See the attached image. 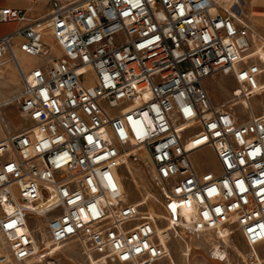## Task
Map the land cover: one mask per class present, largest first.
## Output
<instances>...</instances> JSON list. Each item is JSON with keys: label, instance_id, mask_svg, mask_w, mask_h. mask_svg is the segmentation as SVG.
<instances>
[{"label": "built area", "instance_id": "built-area-1", "mask_svg": "<svg viewBox=\"0 0 264 264\" xmlns=\"http://www.w3.org/2000/svg\"><path fill=\"white\" fill-rule=\"evenodd\" d=\"M220 1L53 0L40 18L0 9V23L23 24L0 37V67L15 64L21 80L0 101V264H60L55 248L69 243L91 262L161 264L155 206L190 235L229 228L264 244V113L234 109L264 92L263 69L249 16ZM218 74L237 82L233 106L210 95ZM206 149L214 169L193 159ZM129 163L158 192L152 210L125 197Z\"/></svg>", "mask_w": 264, "mask_h": 264}, {"label": "rangeland", "instance_id": "rangeland-1", "mask_svg": "<svg viewBox=\"0 0 264 264\" xmlns=\"http://www.w3.org/2000/svg\"><path fill=\"white\" fill-rule=\"evenodd\" d=\"M242 1L243 6L241 9L245 12V14L250 15V7L253 0ZM249 20L253 26L254 32L257 31L260 33L264 39V21L259 23L257 22L256 24L254 17L252 21L249 17ZM257 38L258 40H256V44L254 43L255 45L253 50L255 52L253 53V57L255 58L253 59L252 63L257 65L260 69H263V71H261V80L264 87V63L258 55L260 49L264 51V43H261L259 37ZM48 42L51 47L56 49V46L51 39H48ZM22 61L27 66H34L37 63L35 59L29 57L22 58ZM9 83L14 88L13 93L21 89L20 78H18L14 84L12 82ZM11 86H3L0 90H6L7 88H11ZM237 86V82L233 76H226L223 74L215 75L207 83V88L215 104L230 103L232 106L237 102L234 99V90L237 88ZM242 100H238V105H234V109L239 114H241L244 120H248L250 117L249 115L252 113L256 116L264 113V92L249 100L250 107L252 108H247L244 104H242ZM16 111L17 109L13 108V110L8 113V115L14 125H19L22 123V119L18 115H14L17 113ZM193 159L195 163L204 170L212 168L214 169L217 165L214 154L208 149L195 153L193 155ZM131 169L133 170V177L127 175L126 180L124 181L125 193L128 195V199L130 201L138 202L148 192L158 195L157 190L153 188L150 184V181L142 175V172L138 166H135V168L132 167ZM150 200H152V197L148 200V204L152 210L153 206L150 203ZM155 207L156 209H159L160 212H157V214L162 219L161 224H159L157 228L158 235L167 252L166 257L163 259L161 264H264V244L256 247V251L259 254L258 259L253 253V250L250 248V246H248L238 231H233L230 234L229 242H226V240L223 238H219L218 234L212 232L201 237H196L194 235L188 234L185 229H182L184 234H177L176 232L170 231V229L167 228V222L164 221L166 220L164 219L165 212L162 211L160 207ZM212 238L215 239L213 240ZM45 240L51 241L50 239L46 238V236ZM215 241L218 242V245L223 251L226 250V256H228L225 260H222V257L219 258L217 256L216 250H214L216 245L214 244ZM193 242L194 246L191 244ZM190 245L193 250L190 249ZM195 247H198V249ZM54 252H59L55 259L60 264H106L97 260H93L91 262V260L83 254L79 245L76 243L64 245L60 247L59 250H55ZM112 264L122 263L114 260Z\"/></svg>", "mask_w": 264, "mask_h": 264}, {"label": "crops", "instance_id": "crops-1", "mask_svg": "<svg viewBox=\"0 0 264 264\" xmlns=\"http://www.w3.org/2000/svg\"><path fill=\"white\" fill-rule=\"evenodd\" d=\"M52 1L53 0H0V9L1 8L22 9L28 12V16L30 18H40L47 15L50 12L52 8ZM250 8H251L250 9L251 14L248 16L251 18V21L253 20L254 17L256 24L257 22L258 23L263 22L264 0H253ZM21 25L23 24L18 22L0 23V37L14 33L18 28L21 27ZM255 35L259 36V38H261L264 41L263 37L257 31H255ZM18 54L20 61L22 62V64H24L22 58H27L28 56H26L20 51H18ZM13 66L16 67L15 64L13 63H7L0 67L1 68L0 89H2L1 87L3 86L4 87L11 86L9 82H12L14 84L18 80V78H20L18 71L16 70L17 67L14 69ZM20 84H21V80H20ZM13 91H14L13 86H11V88H7L6 90H0V101L10 97L9 95H12L16 92L15 91L13 93Z\"/></svg>", "mask_w": 264, "mask_h": 264}, {"label": "bare ground", "instance_id": "bare-ground-1", "mask_svg": "<svg viewBox=\"0 0 264 264\" xmlns=\"http://www.w3.org/2000/svg\"><path fill=\"white\" fill-rule=\"evenodd\" d=\"M221 2V5H222V7H224V8H226V9H228L230 12H232V13H234L237 17H242V15L240 14V13H238V9L239 8H241L242 6H243V1L242 0H221L220 1ZM238 6V7H237ZM254 37H255V40H254V43L256 44V40H258V38L257 37H259V36H256L255 35V32H254ZM259 40L261 41V43H264L263 42V40L261 39V38H259ZM254 44V45H255ZM255 52V51H254ZM258 55L260 56V59L262 60V62L264 63V51L262 50V49H260L259 50V52H258ZM26 66V68H29V67H31V66H27V65H25ZM14 67V66H13ZM16 67H14V69H15ZM1 69V68H0ZM17 70V69H16ZM18 71V70H17ZM12 72V71H11ZM15 75H16V73H15ZM14 75V76H15ZM17 79V78H16ZM6 97H8V96H6ZM10 97H11V95H10ZM10 97H8V98H10ZM8 98H6V99H4V100H7ZM241 102V101H240ZM242 104H246L247 105V108H249L250 107V101L247 99V98H245V99H243L242 100ZM238 105V104H237ZM129 167H130V169L132 168V165L129 163ZM124 185V184H123ZM124 187V190H125V185L123 186ZM125 197H127L128 198V195L126 194L125 195ZM152 197V199L155 197V195L154 194H152L151 192H148V193H146L145 195H144V197H142V199H140L138 202H143L144 201V203L146 204H148V200L150 199ZM192 211H189V210H187V209H184L183 211H182V217L180 218L181 220H183L184 218H187V219H190L191 218V216H192ZM159 216V215H158ZM159 218H160V216H159ZM164 219H168V216L165 214L164 215ZM159 225V224H158ZM157 228H158V226H157ZM167 228L168 229H170V231H174V232H176L177 234H184V232L182 231V230H180V229H178L177 227L175 228L174 227V225H172L171 224V222H167ZM233 232V230H231V229H229V228H227V229H224V230H221L219 233H218V236H219V238H223L224 240H226V242H229L230 241V234ZM234 232H236V231H234ZM206 235V234H205ZM213 239V238H212ZM215 239V238H214ZM213 239V240H214ZM49 241V240H48ZM45 241V244H46V246L47 247H49V248H53L54 249V247L55 246H53L52 245V243H51V241ZM189 244V243H188ZM193 246H194V242L193 243H191ZM214 244H216L215 245V249L214 250H216V254H217V256L219 257V258H221L222 257V260H225L226 258H227V256H226V254H227V252H226V250H222L221 249V247L218 245V242L217 241H215L214 242ZM257 246H255L254 248H251L252 250H253V253L257 256V258L259 259V254L257 253V248H256ZM196 249H198V247H195ZM235 248V247H234ZM60 249V247L58 246L57 248H55V250H59ZM190 249L191 250H193L192 249V247H191V245H190ZM49 264H55L54 262H52V261H50L49 262Z\"/></svg>", "mask_w": 264, "mask_h": 264}]
</instances>
